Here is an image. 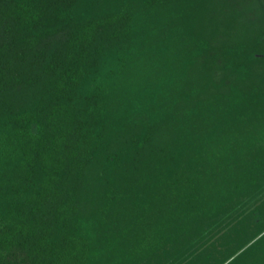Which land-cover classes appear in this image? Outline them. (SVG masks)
Masks as SVG:
<instances>
[{
    "label": "trees",
    "instance_id": "1",
    "mask_svg": "<svg viewBox=\"0 0 264 264\" xmlns=\"http://www.w3.org/2000/svg\"><path fill=\"white\" fill-rule=\"evenodd\" d=\"M262 189L264 0H0V264H264Z\"/></svg>",
    "mask_w": 264,
    "mask_h": 264
},
{
    "label": "rangeland",
    "instance_id": "2",
    "mask_svg": "<svg viewBox=\"0 0 264 264\" xmlns=\"http://www.w3.org/2000/svg\"><path fill=\"white\" fill-rule=\"evenodd\" d=\"M249 193L250 194L248 195V197H246L245 199H241V202L239 204L236 203L235 206H229V207L227 206L226 207L227 208V213H221L220 216L217 217V218H219V217L223 216L227 220V222H224V223L228 224L229 232L232 231L230 228L232 226H235L234 223L236 221L234 220V217H236V215H238V214H240V215L242 214L243 215L245 213L249 214L250 210L253 207H255V208L259 207V208H261V210H264V204H262L263 199H264V189H262V191H261V193L259 195L255 194V191L254 192H249ZM222 208H220L217 211V213L221 212ZM262 212L264 213V211H262ZM218 230H220V231H218ZM205 231H207V232H205ZM223 231H226V229L224 228V230L221 231V229H218V227L216 225L209 224L207 227H205L204 233L199 234L198 240L202 241V243H200V246H198L199 245V243H198L196 245V248H194V250L190 248L188 253H190V254L192 253L193 254L194 252H196V250H198V251L201 250V252H202V251H204L203 249L207 248L208 250H206L205 253L209 252L211 254V251L213 249L214 242L216 241V238L218 237V235L223 233ZM213 235H214V237H213ZM245 246H243L240 249H238V251H236L231 256V257H233L235 254L240 252L239 255L237 256V258H235L233 260L234 262L232 261L233 264H241V262H242L241 255H245L244 252L246 251V250H242V248H244ZM221 247H223V246H221ZM224 256H226V251H223V257ZM208 258H210L211 260L206 261L205 264H210L211 263L210 261L216 260L215 258H211L209 256H208ZM201 264H204V262L201 261Z\"/></svg>",
    "mask_w": 264,
    "mask_h": 264
}]
</instances>
